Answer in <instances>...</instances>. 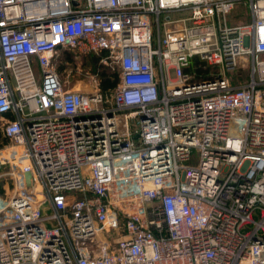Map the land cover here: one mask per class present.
Here are the masks:
<instances>
[{
    "label": "built area",
    "instance_id": "obj_1",
    "mask_svg": "<svg viewBox=\"0 0 264 264\" xmlns=\"http://www.w3.org/2000/svg\"><path fill=\"white\" fill-rule=\"evenodd\" d=\"M0 133V264H264V0H0Z\"/></svg>",
    "mask_w": 264,
    "mask_h": 264
},
{
    "label": "trees",
    "instance_id": "obj_2",
    "mask_svg": "<svg viewBox=\"0 0 264 264\" xmlns=\"http://www.w3.org/2000/svg\"><path fill=\"white\" fill-rule=\"evenodd\" d=\"M83 62H86L92 72L96 70L99 71L100 75V85L102 89H106L108 87H112L116 84L118 80V76L116 71H112L109 67L98 63V56L95 54H90L88 56H83ZM64 62H74L73 52L70 50H61L58 57L55 59V68L57 73H61L63 69H65L66 65ZM193 68L196 72V78H206L209 77V71L211 70V66L205 64L202 61H198V59L193 58ZM75 75V74H73ZM238 78L234 77L233 82H237ZM6 140L1 136L0 133V146L4 144Z\"/></svg>",
    "mask_w": 264,
    "mask_h": 264
},
{
    "label": "rangeland",
    "instance_id": "obj_3",
    "mask_svg": "<svg viewBox=\"0 0 264 264\" xmlns=\"http://www.w3.org/2000/svg\"><path fill=\"white\" fill-rule=\"evenodd\" d=\"M238 12L241 13H246L245 10V6L244 3L239 2L236 5V8L234 10V17L239 18L240 14ZM242 18V17H241ZM244 63L243 61L239 62V65L236 66V68L229 73L230 77L233 79L234 77L238 78V79H242L245 78L247 73H248V65H244L241 64ZM248 64V63H247ZM87 71H91L89 66L85 67ZM92 72V71H91ZM67 71L63 69V71L61 73H58L60 78L65 81L64 83V87L65 88H70V87H75V88H80V89H88L89 88V83H88V76L86 75V73L81 72L80 74H75V75H71L68 74L67 75Z\"/></svg>",
    "mask_w": 264,
    "mask_h": 264
},
{
    "label": "water",
    "instance_id": "obj_4",
    "mask_svg": "<svg viewBox=\"0 0 264 264\" xmlns=\"http://www.w3.org/2000/svg\"><path fill=\"white\" fill-rule=\"evenodd\" d=\"M30 172L29 171H26L24 173V176H25V181H26V184L29 185L30 184Z\"/></svg>",
    "mask_w": 264,
    "mask_h": 264
},
{
    "label": "crops",
    "instance_id": "obj_5",
    "mask_svg": "<svg viewBox=\"0 0 264 264\" xmlns=\"http://www.w3.org/2000/svg\"><path fill=\"white\" fill-rule=\"evenodd\" d=\"M1 136L4 138V136H3L2 134H1ZM4 139L6 140V138H4ZM6 142H7V141H6ZM6 142H5V143H6Z\"/></svg>",
    "mask_w": 264,
    "mask_h": 264
}]
</instances>
